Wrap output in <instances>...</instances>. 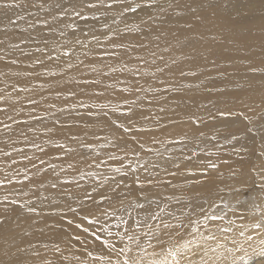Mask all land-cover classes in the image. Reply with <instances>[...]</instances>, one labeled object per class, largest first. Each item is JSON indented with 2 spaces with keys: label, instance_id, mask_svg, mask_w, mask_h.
<instances>
[{
  "label": "rangeland",
  "instance_id": "374dc122",
  "mask_svg": "<svg viewBox=\"0 0 264 264\" xmlns=\"http://www.w3.org/2000/svg\"><path fill=\"white\" fill-rule=\"evenodd\" d=\"M64 1L50 4L46 0L44 5L39 4V11L49 15L44 14V22L37 23L41 31L36 36L26 35L23 44L18 43L21 47L4 49V43L12 40V32H8L6 24H0L4 27L0 28V212H9L15 203L18 207L17 200L23 205L38 199L37 203L42 204L44 194L65 184L75 186L69 177H78L75 181L80 182L76 185L79 187L82 182L84 189H80L81 185L73 188L75 198L69 197L60 204L61 211L74 214L68 228H63L75 238L73 241L79 242L73 248L82 249L83 245L86 250L93 244H116L118 252L123 246L118 247L114 240L124 245L126 237L122 234H126L130 222L134 223L130 229L145 226L136 214L146 205L148 212H160L151 219L152 223L155 221L160 227L171 224L172 233L164 239L162 231L153 236L144 229L130 240L136 244L147 235L145 240H150L149 246L155 248L180 241L171 240L174 232L195 233L198 227H189L187 219L194 212L199 214L195 202L206 206L208 198H215L224 189L237 187L235 191H245L242 201L253 199L254 210L260 208V215L264 216L261 194L253 191L254 183L260 182L258 189L264 192V0H175L164 9L143 1L127 5L125 10L152 5L155 10L150 9L152 13L147 18H140L141 9L130 19L112 17L110 22L105 21L108 17L103 14L110 15V9L120 5L119 0H83L79 6L100 11H87L81 18L74 15L69 22L72 25L75 20H83L82 29L58 22L63 14L53 16L52 6ZM25 2L15 0L12 4L22 6ZM49 4L52 6L47 8ZM4 7L8 9L3 6L0 10ZM125 10L120 14H125ZM12 19L9 17V22ZM97 20L106 24L100 29L89 28ZM51 26H63L60 41L64 48L60 51H54V40L44 41ZM17 28L15 33L21 34V28ZM119 36L124 39L120 41ZM27 40L42 41V45L36 51L30 50L32 43L28 45ZM11 47L28 49L15 62ZM116 141L123 142L119 151L123 153L118 152L119 158L116 157L119 161L112 160ZM91 152L97 154L96 159L86 156ZM105 152L111 155H102ZM81 153H86L85 159ZM101 156L105 159L100 160ZM56 160L62 167L55 166ZM103 178L105 183L100 181ZM28 184L34 185L30 201L23 193V186ZM142 194L152 199L139 203ZM87 199L94 204L89 209L84 208L89 204ZM169 204L173 205V212ZM23 209L24 213L31 212ZM192 209L193 213L187 216ZM223 210L227 211L225 205ZM78 213L88 218L76 220ZM104 214L108 215L106 222L116 224L112 232L95 238L100 241L98 244L80 239L93 235ZM0 217L2 221L1 213ZM11 222L17 221L13 218ZM3 226L0 222V234ZM88 226L91 229L87 231ZM60 227L54 229L63 230ZM99 227L97 230L102 228ZM17 244L18 240L10 246ZM2 251L0 247V255Z\"/></svg>",
  "mask_w": 264,
  "mask_h": 264
},
{
  "label": "bare ground",
  "instance_id": "6f19581e",
  "mask_svg": "<svg viewBox=\"0 0 264 264\" xmlns=\"http://www.w3.org/2000/svg\"><path fill=\"white\" fill-rule=\"evenodd\" d=\"M12 1L15 2V0H0V7H3L5 5H9V6H6L8 9H6L4 7L5 9L2 10V8H1V10H0V24H6V27L8 26V28H10L8 30V32L10 30L12 32L11 33V35H12L11 39L12 40L4 43L5 44L4 49L6 48V46H13V47L16 46L17 47L18 43L22 42L23 40H26L25 39L26 35H28L29 37L30 36H36V34L39 31H41V30H38L37 23H39V22L43 23L44 22V14L46 16L49 15L48 12H46V13L44 12V14H43L39 11V9H40L39 4L44 5L46 3V0H26V2L22 6H14L12 4L13 3ZM48 1H51L50 4H52L56 0H48ZM84 1L83 0H65L63 2V4L60 3L59 6L57 5V7H55V8H54V5L52 6L50 4L48 6L47 5L46 6H47V8L52 6L51 10L55 14L53 16H60L63 14L62 18H60V20L58 21L61 23L63 22L62 25H65V24H66V26H75L76 25L77 27L82 29L85 27V26H83V20H79V19L75 20V21H73V23L71 25L72 18L74 17V15L75 16L79 15V17L80 16L82 17L83 15H86L85 12H87V11H88V14H90L89 12H93L95 14L96 12L100 11V9L98 11H95L93 8L87 9L86 5L85 6H79L78 5L79 2H81L83 4ZM96 1H98V0H96ZM109 1H112V0H102V2H105V3L109 2ZM113 1H117V0H113ZM143 1H146V3H152L153 2L152 3L153 6L156 7V9H157L160 7L163 8L169 2H172L175 0H161L162 2L160 1L161 2L160 4H156L157 2L154 3V0H119L120 5H117V6L115 5L111 9L109 8L110 11L112 12L111 13L112 15L110 13H109L110 15L103 14L106 18L108 17L107 20H105V21L110 22L109 20H112L113 19L112 17H116V18H119L121 20L122 19L123 20L130 19V17L138 14L142 10H143V12H141V13H143L142 14L143 16L140 18L141 19L147 18V16L151 15V13H152V11L150 9L155 10V8L152 5L150 8H145V7H144L145 9L141 8L142 10L141 9H138L136 11L125 10V7L127 5L129 6L130 4L142 3ZM47 3H49V2H47ZM90 4H92V3H90ZM115 4H116V2H115ZM94 5H96V4H94ZM100 7H101V5H100ZM53 8L55 10H57V9L58 10L54 11ZM102 9H103V6H102ZM122 10H125L127 12H125V14H122V13L120 14V12ZM9 17H13L14 19H12L9 22V20H8ZM69 21H71V22H69ZM164 21L167 22L166 19ZM47 22L49 23V21H47ZM96 22H91L90 23L91 27H89V28H92L94 30L98 27V29H100L99 27H101V25L103 23H105L104 21L100 22V20H97ZM41 23H39V25ZM58 25H61V24H58ZM159 26H160V28L163 27L162 25H159ZM1 27H3V25H0V28ZM17 27L21 28V34H19L20 32L18 33V35L15 33V28H17ZM61 27H63V26H60V28H55L54 26H51L50 28H48V32L44 35L45 36V39H44L45 42H49L50 40H54L55 44H57L55 46L52 45V47H54L53 48L54 51L57 49H59V51H60L64 48L63 42L60 41V36L63 33V29ZM86 27H88V26H86ZM67 28H69V27H67ZM66 31H68V30L66 29ZM97 36H100V35H97ZM127 37H130V36H127ZM117 38H120V36ZM121 39L123 40L124 38L123 37L120 38V41H121ZM141 39H142V37H141ZM117 42H118V40H117ZM27 43H28V45L32 43V45L30 46L31 47L30 50H34V51H36V49H38L42 45L41 44L42 41L32 42V40H30V41L27 40ZM21 44H23V42L20 43V45ZM20 45H18V46L21 47ZM27 47H25L23 49H19V48L13 49L11 47L14 51V55L16 54L15 60H14L15 62L20 61V59H16V58H18L22 54L24 55V51L26 50ZM30 47H28V48H30ZM54 51H53V53H55ZM113 99H116V98H113ZM117 99L119 101V96ZM121 99H122V97H121ZM111 101H113V100H111ZM113 102H115V101H113ZM1 107H2V105H1ZM107 128H108V126H107ZM107 139L105 140L106 142H108ZM120 141H121V139H120ZM97 145H98V143L96 144V146ZM126 145H128V144L126 143ZM126 145H125V148L126 147L128 148L129 145L128 146H126ZM163 146L161 148H163ZM169 146L170 145H167L164 147L167 148ZM122 147H123V142L116 141V143H114V147L112 150L113 152H111L113 161H119L116 157H118L117 154L120 155L119 153H123V150L121 152H119L122 149ZM96 148H98V146ZM136 149H137V147H136ZM129 150H131V147ZM96 151H97V149H96ZM126 151H128V150H126ZM95 152H91L90 154L87 153L86 156H88L89 159H96L97 154ZM149 152H150V154H153L152 150H149ZM100 153H102V151ZM111 153L105 152L102 155H105V154L111 155ZM85 154L81 155L82 159H85ZM150 154H148V155H150ZM45 155H46V153H45ZM102 158L105 159L102 156H101V159L100 158L99 159L102 160ZM60 160H62V159L60 158ZM62 161H64V160H62ZM70 161H72V160H70ZM85 161H87V160H85ZM55 164H56L55 165L56 167L60 166V164L57 163V160H56ZM108 164H107V166H108ZM63 165H65V164L63 163ZM114 165H116V164H114ZM111 166L113 167V165H111ZM60 167H62V166H60ZM85 167H87V166H85ZM93 167L95 169V165ZM70 168H72V167H70ZM104 168L106 169V166ZM67 170H69V169H67ZM102 170H103V167H102ZM6 173H7V171H6ZM69 176H70V174H69ZM83 176H84V174H83ZM218 176H219V174H218ZM64 177H67V176H64ZM54 178H56V177H54ZM70 178H72L71 183H75L74 184L75 186H73V185L69 186V184H68V186H66V184L65 185L63 184L64 186H60V187L58 186L59 188L54 189L52 192H49L47 195L44 194V197L41 198L42 204L37 203L38 199H35V200L30 199V197L32 195H34V192H33V187H34L33 184L34 183L23 186V189L25 190V191H23L24 197L26 199H29L28 201L31 200L30 201L31 203L29 204V202H24V204L22 205V203L19 200H17L18 203H20L18 207L15 203V207H12L11 210H8L9 212H7L5 210H2V212H0L1 216H3V218L1 219L2 221H0V222H1V224L4 225L3 226L4 231L2 234H0V238L3 239V240L1 239L3 243L0 246L3 249V251L1 252L2 255H0V264H125V261H127L128 264H252V263L264 264V216L260 215V212H261L260 208H259V210L257 208H256L257 210H254L255 208H253V205H254L253 199L250 202L248 201V199L245 201H242V197H243V194L245 191H243V190L242 191H240V190L235 191L238 189L237 187L235 189L221 190L219 195H217L216 197L214 196L215 198L211 197L210 199L209 198L207 199V200H209V202H207L208 204H206V206L199 205L200 206L199 207L198 204H196V202H195V205H196V206H194V207H196L195 211L197 210L199 212V214L195 215V212L193 213L194 210L192 209V212L189 213L187 216L191 215L192 213H193V216L189 217L187 219H189L190 223H191L190 224L188 222L190 224L189 227H193L195 229H196V227H198L196 229V232L195 233L194 232H192V233L188 232L187 235L182 234L180 231L174 232V235L171 237V240L172 239H180V241H175V242L171 243L170 247H168V246H162V248H155L157 246L150 247L149 246L150 240H145L148 237L147 235L145 237H143V239L139 243H136V244L134 243V241H133L134 237L137 238L139 236V234H137V233L143 231L144 229L147 231V234H149V235L151 234L153 236L156 235L157 231H162L165 234V236L163 237L164 239H166L168 237V234L170 232L172 233V231H170L171 224H163L160 227V224L156 225L157 222L155 223V221H154V224L152 223L153 220H151V219L153 217H155V215L159 214L160 212L159 211H156L154 213L148 212V210L150 208H148L147 205L145 204L146 208L138 211V215L136 214L137 220H144L145 226H137V227H135V229H136V231H135V229H130V227L134 224L133 222H130L126 227V234L125 233L122 234L123 238L126 237L124 245L121 244V241L119 242V240H114L117 244H119L118 247L120 245L123 246L121 248L124 251L120 250V252H118V249H116L117 247L115 248L116 244H115V246L114 245L106 246L104 244L105 241H102L103 242L102 244H104L105 247L104 246L101 247L99 245L93 244V247L86 246L85 247L86 250H85L83 245H82V249H83V252H82V249L73 248V246L76 247L79 242L77 240L73 241V239H75V238H73L72 235H70V232H69V235H70L69 236L66 234V232H68V231H66V232L64 231L69 226L68 223L71 220L70 216L71 215L74 216V214H70V212H68L65 209H63L61 211V208H60L61 207L60 204H62L63 202L64 203L67 202L69 200V197H70V199H71V197L75 198L74 192H73V191H75V189L73 190V188L79 189L80 185L82 186V184H81L82 182L79 183L80 184L79 187H78V185H76V184H78V182H80L79 180L77 182L75 181L78 179V177L71 175V177H69V180H70ZM111 179H108V181H110ZM9 180H11V179H9ZM103 180H104V178H103ZM103 180L101 179L100 181L105 183L106 181L105 180L103 181ZM56 181H58V179ZM89 183H91V182H89ZM259 183L258 184L254 183V186L256 188H254L253 191L258 192L257 194H261L260 202L261 201L264 202V192H262L260 189H258L259 186H261ZM250 185L251 184H249V186ZM223 186L225 188H227L225 185H223ZM223 186H221L222 189H223ZM83 187L84 186H82L80 189H82ZM218 187H220V185ZM44 188H45V186H44ZM216 189H218V188H216ZM48 190H50V189L48 188ZM35 192H38V191H35ZM84 194H85V192L82 195H84ZM146 195H148V194H142L138 197L139 203H141V202L145 203L144 201H147L148 199H152V197H148L149 195L148 196H146ZM257 197L260 198L259 195H257ZM65 199H67V201H65ZM54 202H55V204H54ZM90 202L91 201L88 200L89 204L85 205V207H84L85 209H89L92 205H94L93 203H90ZM258 204L260 205L261 203L258 202ZM63 205H66V204H63ZM224 205L227 207L226 212H224V210H223ZM168 206L170 207L169 210L171 212H173V208H174L173 205L169 204ZM216 206H218V208L213 209V207H216ZM178 207H180V205ZM23 208H28V210H30L31 212L29 214L24 213ZM84 208H82V210ZM127 208H129V207L127 206ZM134 208H135V206H134ZM95 209L96 208H94V211L96 213ZM114 210L115 209H113V211ZM54 211H57L59 213L54 214L55 213ZM262 211L264 214V209ZM26 212H28V211L26 210ZM20 213H22V214L19 215ZM100 213H102V212H100ZM77 215H78V217L76 218V220H79L82 222V220L85 219V218H82V216L88 218L87 216L89 215V212H88V215H86V214L84 215L82 213H80V214L78 213ZM96 215H98V214H96ZM252 215H254V216L252 218H249ZM100 216H101V214H100ZM107 216L108 215L101 217L100 222H98L99 224H96V222L94 223V224H96V228H95L96 230L94 229L96 232L94 231L92 236L90 235L89 238L88 237H79V238L83 239V241L84 240L89 241V239H90L92 241V243H93V240H95L96 243L98 244L100 241L97 242V239H95V238H99L100 236L110 234L112 232L114 226L116 225L114 222L112 225L111 221L106 222L105 217H107ZM244 216H246V217H244ZM13 218L15 219V221H17L14 224L11 222V220ZM89 219H91V218H89ZM33 220L36 221L35 224L33 223ZM76 222L77 221H73V223H75V224H76ZM105 223H109V224H105ZM116 223L118 224V219H117ZM55 225L57 228H59V226H61L60 228H62V229L65 228L63 230L60 229L62 232L64 231V234L60 230L54 229V228H56V227H53ZM76 225H78V224H76ZM97 225H98V227L102 226V228L99 229L100 231L97 230V228H98ZM201 226H203V227H201ZM83 227H85L84 223H83ZM93 227H95V226H92L91 228H93ZM91 228L88 226L87 231ZM161 228H164V229L162 230ZM14 230H16V232H12ZM76 230H77V228H76ZM76 230H75V232H76ZM58 231H60L61 233ZM82 232H81V236H84V234L82 235ZM144 233H146V232L144 231ZM180 234H182V235H180ZM70 237L72 238V240ZM15 238H18V239H15ZM130 238H133V239L130 240ZM16 240H18V244L16 246H10ZM102 240H104V238ZM128 240H129V243H127ZM83 241H81V244ZM114 241H112V242H114ZM83 244H86V243L83 242ZM145 245H147V247H149V248L144 249ZM89 246H91V245H89ZM11 247H15V250L12 251ZM16 247H18V250L16 249ZM153 248H155V250H152ZM142 249H144V250H142Z\"/></svg>",
  "mask_w": 264,
  "mask_h": 264
},
{
  "label": "snow or ice",
  "instance_id": "6c2138e0",
  "mask_svg": "<svg viewBox=\"0 0 264 264\" xmlns=\"http://www.w3.org/2000/svg\"><path fill=\"white\" fill-rule=\"evenodd\" d=\"M5 6H9V5H5ZM212 167H215V165H212ZM121 251H124V250H121ZM174 255V254H173ZM125 264H128L127 261H125Z\"/></svg>",
  "mask_w": 264,
  "mask_h": 264
}]
</instances>
